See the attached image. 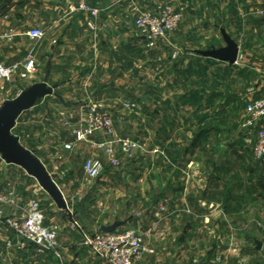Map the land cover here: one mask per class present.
<instances>
[{
  "label": "crops",
  "instance_id": "0c3cea01",
  "mask_svg": "<svg viewBox=\"0 0 264 264\" xmlns=\"http://www.w3.org/2000/svg\"><path fill=\"white\" fill-rule=\"evenodd\" d=\"M165 1L181 9L184 17L180 27L169 35V52L158 54L159 66L153 69L155 79L151 107L156 124L154 140L160 152L151 171L160 180L158 185L152 181V186L171 188L173 201L165 221L157 222L147 212L132 222L126 221V228L137 226L147 236L150 232L159 235L160 240H154L153 245L156 252L161 248L172 252L177 247L185 252L195 249L204 252L249 251L254 243L264 244V169L257 164L236 162L241 158L247 159V150L240 148L243 139L239 138L230 139L226 153L219 162L217 157L220 150L214 164L200 159L198 162L194 155H203L206 151L202 147L194 148L192 130L187 125L192 124L194 119L201 127L209 123L215 116L210 115L213 107L218 122L224 117L226 106L235 104L238 95H244L247 101L260 96L264 86V36L235 37L231 27L256 28L261 25L264 0H0V27H11L16 33L8 43L0 42V61L15 64L32 55L39 72L42 71L44 77L48 76L49 85L54 88V94L62 98L61 104L65 108H81L90 99L111 108L116 118L126 110L130 90L128 77L137 72L129 59L132 55L137 56L140 46L141 49L143 46V39L132 33L130 14L136 7L155 9ZM81 3L101 9L97 31L89 28L88 13L78 8ZM32 27L44 29L45 35L35 42H27L26 39L32 40L27 35ZM222 28L240 46L238 61L234 64L196 52L224 47L226 43L221 42L222 39L224 41ZM216 29H219L222 39ZM227 66L247 76L245 88L238 90V94L230 95L229 104H225L219 85L210 91L208 85L201 83L207 73L216 78L222 76ZM194 75L202 80L193 84ZM95 77L96 83L102 85L89 95L86 91L70 95L63 90L65 86L62 85L66 83L92 84ZM106 78V81H102ZM18 87L20 91L28 86ZM214 91L219 98L217 96L212 101L216 102V106L211 103L213 107L210 112L206 99L207 94ZM194 102L198 104L196 109ZM136 117L134 113L133 116H122V119L131 123ZM180 124L184 125L183 131L178 129ZM212 136L199 135L196 145L204 144ZM219 138L221 149L226 144L222 137ZM162 153H167L168 163L164 162ZM3 164L5 178L9 179L7 171L10 169H6L5 162ZM48 170L55 175V181L62 190L64 178L50 168ZM166 174L168 179L164 180ZM147 184L143 186L147 187ZM198 188H202V191ZM147 194L145 192L144 197L148 198ZM16 212L11 210L9 213ZM46 223L50 226L56 224L71 232L67 225L70 221L60 211L58 215L47 218ZM62 233L59 234L60 251L33 245L19 250L7 245L12 235L0 233V264H65L63 251L77 253L80 247L79 239H68L69 234ZM76 258L78 260L72 264L81 262L80 256ZM143 262L144 259L141 264Z\"/></svg>",
  "mask_w": 264,
  "mask_h": 264
},
{
  "label": "rangeland",
  "instance_id": "374dc122",
  "mask_svg": "<svg viewBox=\"0 0 264 264\" xmlns=\"http://www.w3.org/2000/svg\"><path fill=\"white\" fill-rule=\"evenodd\" d=\"M168 5L179 9L171 2L165 1L158 5V7H155V9L136 7L135 10L133 9L132 14H130V20L133 22L132 33L136 37L143 39V46L142 49L140 46L137 56L132 55V58L129 59V63L135 67L137 72L135 71L136 74L128 77L130 90L128 95L129 99L125 104L127 112L124 109L115 118L111 108L101 106L93 100L90 101V99L86 102L84 101L85 103L81 108L77 106L65 108L61 104L62 98L53 93L43 98L34 107L24 111L18 118L17 124L13 129V133L20 137L21 142L27 148L34 150L50 170L59 174L65 180L64 187H62L64 192H62L74 214L77 225L72 222L67 224L71 232L56 224L54 227L58 231V244L59 234L60 232H64L65 234H69L68 239H79L80 247L77 253L71 250L63 251L64 256L66 255L65 264H72L77 261V256H80L79 260L81 262H78L79 264H103L102 260L86 244L84 236L85 234L92 236L102 231V225H110L117 220L132 222L147 212L148 216H153L157 222L161 223L170 214L173 201L170 191L171 188L165 187L164 185H161V187L156 186L160 183V180L154 177L151 171L152 164L157 162V154L160 152V149L156 147V140H154V137H156V124L153 122V111L151 107L154 96L153 82L155 79L153 69L159 62L158 54L164 55L169 52L168 45L170 43L168 38L170 34L165 38H156L152 42L147 38L146 31L136 25V19L140 12H157ZM262 9L264 10V7ZM261 23L256 28H236L233 26L231 27L232 32H234L233 36L239 38L241 36L246 38L263 37L264 18ZM8 28L5 27L2 29L5 30ZM89 28L91 29L90 26ZM97 29L91 30L97 31ZM215 31H217L220 39H222L219 29ZM25 41L35 42L36 40L26 39ZM1 42L8 43L9 40ZM221 42L225 43L223 39ZM258 47H261V44H258ZM141 51H143V54H141ZM179 51L181 50L179 49ZM182 51L184 50L182 49ZM164 57L167 58V56ZM24 61L15 64H19L22 67L21 64ZM67 78L64 77V79ZM70 78L72 79L74 77ZM199 78V76L194 75L193 84L196 82L199 83L203 79L201 83L208 85L210 87L209 90L217 89V85H219L218 88L220 87L223 94H225L221 95L223 98L225 97V104L231 103L230 95L235 94V92L238 94V90L245 88V82L247 80L246 75L234 71L228 68V66L224 69L223 75H219L218 78L215 75H208V73L202 79ZM43 79L44 74L42 71L39 72V69L36 74L27 76L26 78L22 77L21 74H16L10 81H7L1 86L0 91L5 92L7 99H13L20 92L19 85L29 87ZM95 79L96 77L94 80L92 78V84L78 82L74 84L66 83L62 85L65 86L63 90L70 95H73L72 93L76 94L79 91H86L89 95L92 93L91 91L99 89L100 85H102L100 83L97 84ZM106 80L107 78L102 81ZM195 94L193 93V95ZM207 96L208 98L206 100L211 112L213 107H211V103L216 106V102L214 103L212 101H215L217 96L219 98V95L214 91L213 93L209 92ZM238 96L235 98L234 106H226L224 117L219 119L218 122H216V112L215 107H213L210 115L215 116L211 118L212 120L209 123L201 127L194 119L192 124L187 125V128L190 126L192 130L194 148L201 149L202 147L206 151L203 155H194V158L198 162L202 160L207 164H214L217 153L220 150V146L218 145L220 143L219 137H222L221 140L224 141V144H226L224 146L226 147L231 138L236 140L239 138L240 140L243 139L242 143H240L242 144L240 148L247 150V159L244 160L241 158L242 161L236 160V162L257 164L264 169V161L258 160L253 154L256 128L254 127L255 123L250 124V116L245 111L247 103L253 97L247 101V97L245 98L244 95ZM90 98L92 99L93 97ZM89 103H95L101 109L109 112L114 121L116 120L114 123L115 133L113 135H107L101 132L96 135H91L88 140H78L75 137L73 130L75 127L80 126L81 121L88 116ZM196 103L194 102V109L198 105ZM134 113L137 117L133 119V122L128 123L122 119V116H133ZM179 126L180 128L178 129L183 131L184 125L180 124ZM204 134H208L209 138L213 134V138L204 142L202 145H196L197 137ZM217 137L219 138L218 140L216 139ZM124 140H131L133 142L131 154H125L123 149ZM68 143H73L71 149L66 147ZM99 143L105 145L100 147ZM108 146L112 147L113 152L111 154L106 150ZM166 154L162 153V156L164 162L168 163L169 159ZM91 157L99 158L104 163L103 172L97 178L89 177L84 169L86 160ZM112 159L119 160V163L115 165ZM3 163V161L0 162V187L8 198V201L0 202V233L12 235L7 240V245L10 247H16V249L21 250L33 245L39 248L31 241H25L26 245L22 246V243L25 242L17 237L12 229L8 227L6 219L8 217L21 216L26 211L32 199L38 200L43 213L48 219L58 215L60 209L53 198L39 185L38 181L30 176L22 167L14 164L8 165L10 170L7 171V176L9 179H6ZM164 177V180H167L168 174L164 175ZM262 178L264 179V176ZM152 181H154V184H156L155 187L157 188L152 186ZM144 183L149 184H147V187H144ZM198 189L202 191V188ZM145 192L148 193V198L144 197ZM11 210L17 211L16 214H10L9 212ZM126 225L119 227L121 228L120 231L125 229L137 231L142 235L146 244L153 249V253L146 254L144 264H207L208 262L211 264H264V244L258 249V243H254L252 245L253 248L249 251L204 252L195 249L196 251L189 250L185 252L177 247V250L172 252H168L162 248L156 252L153 245L154 240H160L159 235H153L150 232L147 236L141 228L137 226L126 228ZM57 247L56 251H60V246ZM50 257L54 258L52 256ZM46 261L48 263L49 259Z\"/></svg>",
  "mask_w": 264,
  "mask_h": 264
},
{
  "label": "built area",
  "instance_id": "2783aa9c",
  "mask_svg": "<svg viewBox=\"0 0 264 264\" xmlns=\"http://www.w3.org/2000/svg\"><path fill=\"white\" fill-rule=\"evenodd\" d=\"M89 15L88 23L91 29H97L100 8L81 3L78 7ZM183 21V11L173 6H164L157 12L142 11L136 19V25L147 33V38L152 42L156 38H165L168 34L178 29ZM15 30L0 28V42L11 41L15 37ZM27 35L32 40L42 39L45 35L44 29L32 27L27 31ZM9 64L0 61V88L7 81H10L16 74L22 77L32 76L38 71V64L32 55L21 64ZM7 99L5 92L0 91V107ZM246 113L250 116V124H254L256 134L253 145L254 156L264 161V86L258 97H253L246 105ZM78 140H88L91 135L105 133L113 135L115 124L112 115L101 109L95 103H89L88 116L81 121V125L73 130ZM105 144L99 143L100 147ZM73 143L66 144L71 149ZM133 142L123 141L125 154H131ZM109 154L113 152L112 147H106ZM115 165L119 160L112 159ZM84 169L91 178L99 177L104 169L101 159L91 157L85 162ZM8 198L0 187V202H7ZM6 224L17 237L23 242L31 241L41 249L56 250L58 246V231L54 226L47 225L46 216L43 213L37 199H32L26 211L17 217H8ZM86 244L93 253L99 257L103 264H141L145 254L153 253V249L144 241L142 235L133 229L116 230L114 232H98L92 236L84 235ZM22 243V246H25Z\"/></svg>",
  "mask_w": 264,
  "mask_h": 264
},
{
  "label": "water",
  "instance_id": "95a60500",
  "mask_svg": "<svg viewBox=\"0 0 264 264\" xmlns=\"http://www.w3.org/2000/svg\"><path fill=\"white\" fill-rule=\"evenodd\" d=\"M226 45L224 47H212L196 52L205 57H211L234 64L238 61L240 46L226 31L221 29ZM54 93V88L48 83V76L42 81L36 82L27 88H21L20 93L13 99H6L0 107V157L8 165L15 164L22 167L30 176L34 177L39 185L53 198L63 217L77 225L74 214L66 200V197L55 181V175L50 173L46 163L35 153L27 148L20 137L13 133L18 118L22 113L34 107L39 101ZM226 153V146H222L217 157L219 162ZM126 224L124 220H117L110 225H102L103 232H114ZM261 247V243H258Z\"/></svg>",
  "mask_w": 264,
  "mask_h": 264
}]
</instances>
